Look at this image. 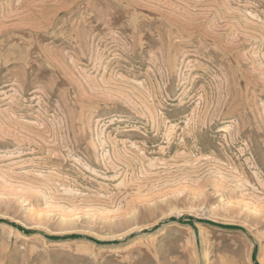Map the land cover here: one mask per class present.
I'll use <instances>...</instances> for the list:
<instances>
[{
    "label": "rangeland",
    "instance_id": "obj_1",
    "mask_svg": "<svg viewBox=\"0 0 264 264\" xmlns=\"http://www.w3.org/2000/svg\"><path fill=\"white\" fill-rule=\"evenodd\" d=\"M0 264H264V0H0Z\"/></svg>",
    "mask_w": 264,
    "mask_h": 264
},
{
    "label": "trees",
    "instance_id": "obj_2",
    "mask_svg": "<svg viewBox=\"0 0 264 264\" xmlns=\"http://www.w3.org/2000/svg\"><path fill=\"white\" fill-rule=\"evenodd\" d=\"M72 238H77V237H72Z\"/></svg>",
    "mask_w": 264,
    "mask_h": 264
}]
</instances>
